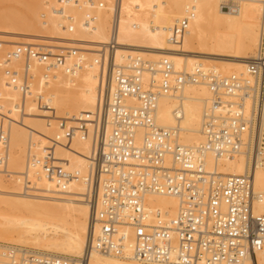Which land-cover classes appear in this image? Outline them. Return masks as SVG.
Listing matches in <instances>:
<instances>
[{
    "label": "built area",
    "instance_id": "obj_1",
    "mask_svg": "<svg viewBox=\"0 0 264 264\" xmlns=\"http://www.w3.org/2000/svg\"><path fill=\"white\" fill-rule=\"evenodd\" d=\"M224 11L239 12L242 0H218ZM92 9L84 23L95 28L94 0H59L53 12L62 27L72 33L76 18L66 8ZM96 8V9H94ZM193 3L172 28L171 41L178 44L195 16ZM45 17V16H44ZM115 8L108 43L98 48L95 64L101 85L95 109L75 119L46 118L57 122L59 133L48 141L42 155L41 173L67 192L74 181L85 187L81 195L93 207L89 249L102 255L131 257L143 264H252L259 263L264 249V213L255 211L262 196L254 189L257 169L264 165V1L257 54L246 63V75L223 76L197 67L177 72L170 59L145 61L127 55L116 61L119 44ZM21 58L26 65L44 66L45 82L57 71L75 76L87 63L85 52L75 47L58 48L23 44L9 52L7 60ZM151 78L144 83V73ZM9 72V71H8ZM29 69L8 74L9 87L22 97L33 96L35 81ZM207 82L212 93L205 115V142L188 146L178 142L175 131L155 122L161 95L177 92L188 83ZM34 96L43 112H52L41 97ZM110 127V132L107 129ZM89 141L87 173L67 170L57 159L58 142ZM9 135L0 127V171L8 163ZM233 160L243 156L246 168L240 175H223L206 169V156ZM36 156H28V167ZM7 174V173H6ZM24 180L28 183V174ZM147 195L175 196L181 206L174 217L146 206ZM80 257V264L87 261ZM0 264H77L69 257L39 253L30 248L0 244Z\"/></svg>",
    "mask_w": 264,
    "mask_h": 264
},
{
    "label": "bare ground",
    "instance_id": "obj_2",
    "mask_svg": "<svg viewBox=\"0 0 264 264\" xmlns=\"http://www.w3.org/2000/svg\"><path fill=\"white\" fill-rule=\"evenodd\" d=\"M30 1L32 0L28 2ZM173 1H176L177 4L169 6L168 12L165 11L164 6L158 0L102 1L100 3L103 4V8L94 10L97 18L93 29L87 27L83 22L86 13H91L92 9L68 7L76 18V28L72 33H68L63 28L61 30V33H63L55 36H52L54 32L48 34V30L44 31L47 27L42 28L40 24L43 21L44 26V23L50 22L48 28L53 27V31L57 30L51 24L54 19L53 16L50 19L51 15H46L43 11V14L41 13L39 16V12L37 14L35 7L33 8L35 11L31 12L32 18L28 20L33 19L32 22L36 23V28L40 24L42 31L47 33L39 36V34H44L40 31L38 36L67 41V43L60 41V43L62 42L65 47L67 44L66 48L73 45V47L76 46V48L85 52L87 63L73 76L75 79L65 76L62 71H57L46 83L45 69L40 63L31 62L26 65L21 58L12 59L10 62L3 60L5 65L2 69L3 73H0V123H2L0 127H4L7 122L9 144L7 150L8 163L5 170L0 171V197L7 193L11 198L15 197L16 200H9L11 203L10 207L7 206L9 207V213L2 214L3 211L0 213V244H21L35 248L39 253L69 257L74 259L77 264H80L79 258L85 253L88 256L84 264H143L131 257L102 255L89 249L91 232L89 222L93 207L81 196L85 191L83 183L74 181L69 191L62 192L55 183L46 179L40 171L43 151L50 144L48 142L51 139L50 135L57 129L56 127L55 129H53L54 127L49 128L50 130L47 129L51 125L46 119L50 116V113L41 111L38 101L30 99L31 96L28 95L26 98L22 97L20 92L13 87H9L7 82L8 74L12 72L20 73L22 70L29 69L30 73L36 77L32 92L39 97L37 99L42 97L44 101L49 102L48 104L53 110L52 115L62 119H75L82 114L92 112L98 102L99 87L101 85L99 67L94 60L98 48L108 43L110 39L111 22L116 7L119 9L117 62L124 63L126 56L129 54L132 56L139 55L145 61L150 58L154 63L166 57L171 60L177 72L190 73L197 67H201L205 70L213 69L223 76L246 75V63L257 54L259 47L264 0H242L239 2L241 5L240 11L236 13L222 10L218 0H189V3H184L181 0ZM49 2H55L54 5L50 4L52 7L54 6V9L59 0ZM104 2H107V4ZM191 3L196 7L195 16L191 20H195L196 23L205 20L211 28L213 27L216 30L209 33L199 30V32L194 33L187 28L181 42L176 44L171 41L172 28L179 19L185 16L186 7ZM23 6L26 8L27 5L24 3ZM33 9H29L28 12L33 11ZM45 9L47 8L45 7ZM110 12L112 16H110ZM20 13L22 15V12ZM7 14L10 16L9 13H6V15L2 14L0 18L4 16L3 19H8ZM34 14L35 17H33ZM44 14L48 19H46V16L44 17ZM17 15H11V22ZM21 15L19 14L15 19L20 20ZM41 15L45 21L47 20L46 22H44L43 17L41 18ZM24 18L28 17H23V21ZM28 20L25 19L27 23L30 22ZM9 22L7 24L10 26L3 25L8 26L7 31L15 32L12 27L14 25L13 28L16 29V24ZM56 22L57 20H55ZM0 23L2 25V22ZM21 23L24 24V22ZM21 23V28L24 26L21 32L23 33L26 27L25 24L22 26ZM18 24L17 26H19ZM29 25L31 27L30 23L26 26ZM29 28L27 27L25 30L27 31ZM18 30L17 28L16 31L19 32L20 30ZM39 30L40 28L35 30L36 33ZM28 32L30 31L28 30ZM32 33L34 32L32 31ZM36 33L34 34L35 38L38 37H36ZM31 36L33 35L31 34ZM12 38L13 40L17 39ZM26 41H29L26 42L27 44L37 46L35 43L39 39L28 38ZM18 42V40L17 42L14 41L13 46L10 45V49L13 47L10 52L19 46L16 44ZM44 42L51 43L50 40ZM39 43L44 44L41 41ZM52 43L55 45L59 42L55 43L53 41ZM60 43L58 45L63 46ZM47 44L45 43V45ZM1 45L3 44L1 43ZM145 57L147 58L145 59ZM3 64L0 63V66H3ZM150 78L151 74L146 71L144 73V83L148 84ZM42 89H47L46 92L48 90L50 92L46 95L35 93ZM211 101L212 93L207 82L185 84L177 92L159 97L155 122L161 128L175 131L179 143L188 146L202 144L205 142L203 135L204 119L211 108ZM26 130H29L28 137ZM107 131L110 132V127ZM19 134L23 136H21L22 139L24 138V155L28 149L26 164L24 159L21 161L16 159L18 169H11L9 167L10 163L15 160V157H12V149L14 150L19 145L17 144L18 139L21 141L20 137L17 138ZM55 150L57 159L67 170L78 173L80 176L87 173V158L90 157L91 153L89 141L76 139L71 142L70 146H64L62 142H58ZM32 151H36L33 154H37V162L35 165L28 167V156ZM0 155H2L1 152ZM18 163L19 165H17ZM245 168L246 160L243 156L233 160H217L212 153H208L206 156V169L208 171L216 170L223 175H240L244 173ZM6 173L16 176L17 180L6 184V180L2 176ZM25 174H28L31 182L28 183L24 180L23 176ZM11 175L10 177H12ZM254 189L257 194L262 196V200L256 202L255 211L264 213V165L257 169L255 173ZM31 190L34 192H31ZM145 203L147 207L153 210H161L163 214L167 212L168 217H174L181 206V200L178 197L166 195H147ZM259 263L264 264V249L259 252ZM245 264H252V261L248 260Z\"/></svg>",
    "mask_w": 264,
    "mask_h": 264
},
{
    "label": "rangeland",
    "instance_id": "obj_3",
    "mask_svg": "<svg viewBox=\"0 0 264 264\" xmlns=\"http://www.w3.org/2000/svg\"><path fill=\"white\" fill-rule=\"evenodd\" d=\"M29 1V0H28ZM27 0H0V14H1V16L0 17H2V14H5L6 15V13H9L10 14V16H8V14H7V16L6 17H8V19L10 20V22H11V15H13V16H15L16 14H18L17 16H19V14L21 15V13L20 12H22V15H21V17H19V19L20 20H22V21H20V20H17V19H15L13 16H12V18H14L15 19V21H14V19L12 20V24L14 23V24H16L15 26L20 30H18L19 32H17L16 30H17V28L16 29H14L13 27H14V25H13V27H12V29L13 30H15V32L13 31H7V29H8V26H10V25H8L7 24V22H9V20L8 19H3V18H5L4 16H3V18H0L1 20H0V22H2V25H1V23H0V26H2L1 28H0V63L1 64H3V63H5V61L7 62L8 60H7V55H8V53L10 52V50H12L13 49V47H11V49H10V45H12L13 46V42L14 41H16L17 42V40L19 41L18 43H16L17 45H19L20 46V44H21V42H23L24 44L26 43V42H29V41H26V40H28V38L30 39V38H34L35 40H37V39H39V41L37 42L36 41V43L35 44H37V46H40V45H42V44H40L39 42L41 41V42H43L44 44L42 45V46H47V45H49L50 46V44L54 41L55 43L58 41L59 43H60V41H62L63 43H67V41H63V39L61 40H59V39H51V38H42V37H39L40 35L42 36V35H46L47 33L49 34L50 32H54V33H52V36H55V35H57V34H62L61 33V30L63 29V27H62V25H61V22H60V19L59 18H57V16H55L54 15V12H53V10L55 9H53V7L50 5V4H52V5H54V3L55 2H49V1H51V0H41L42 1V5L40 4V0H38V1H36V0H32V1H30V2H28ZM95 2H102V1H106V0H94ZM158 1H160V3L164 6V9H165V11L166 12H168V7L169 6H171V5H175V4H177V2L176 1H173V0H158ZM182 2H184V3H189V0L188 1H186V0H181ZM32 2V3H31ZM34 2V3H33ZM56 2H57V0H56ZM4 3V4H3ZM7 5H6V4ZM15 3V4H14ZM24 3H25V5H29V7H27L26 6V8L23 6L24 5ZM104 3H106L107 4V2H104ZM2 4V5H1ZM17 4V5H16ZM105 4V5H106ZM4 5V6H3ZM19 5V6H18ZM12 6V7H11ZM107 6V5H106ZM6 7V8H5ZM31 7V8H30ZM35 7V8H34ZM45 7L48 9H45ZM55 7H58V4H57V6H55ZM22 8V9H21ZM25 8V9H24ZM36 10V13L38 14V12H39V16H40V14L42 13V11L43 12H45L46 13V15L47 14H49V15H51V18L50 19H52V16H53V20L51 21V24L52 25H54V27L58 30H55V31H53L54 29H52V28H48L49 27V23L47 22V23H44V26H43V21H42V19H41V21H42V23H40L41 25H42V28H44L45 26L47 27V28H45V30L44 31H47L48 30V32L46 33H44V31H42V29H41V26H40V24L39 25H37L38 26V28H40V30L39 31H37V33H36V31L35 30H38V28H36V23L35 22H32V20L33 19H30V20H28L29 18H32V13L35 11L34 9ZM29 9H33V11H29L28 12V10ZM42 9V10H41ZM66 9H68V8H66ZM15 10V11H14ZM21 10H23V11H21ZM38 10V11H37ZM6 11V12H5ZM47 11V12H46ZM71 11V10H70ZM2 12H4V13H2ZM17 12V13H16ZM32 12V13H31ZM72 13V12H71ZM29 14V15H28ZM43 14V13H42ZM110 16H112V13L110 12ZM45 14H44V16H46ZM23 17H28V18H24V21H23ZM33 17H35V14L33 15ZM43 16L41 15V18H42ZM37 18V17H36ZM110 18H112V17H110ZM25 19H27L28 21H30V22H28V23H30L31 24V27H30V25L29 26H26V25H28V23L25 21ZM35 19V18H34ZM46 19H48L47 18V16H46ZM40 19L38 18V21H39ZM43 20H44V22H46L45 21V19H44V17H43ZM55 20H57V22L55 23ZM6 23H5V22ZM14 21V22H13ZM35 21V20H34ZM36 21H37V19H36ZM40 21V22H41ZM48 21H50V20H48ZM9 22V23H10ZM21 22H24V24H25V27L27 28H32L33 30V32L34 33H32V31H31V29L29 28L28 30L30 31V32H28V30L26 31L25 29H24V31L25 32H23V33H21L22 31H23V23H21ZM110 22H111V20H110ZM17 23H19L18 25L20 26V23H21V25L23 26L22 28H21V26H20V28H19V26H17ZM33 23V24H32ZM35 23V24H34ZM39 23V22H38ZM3 24H7L8 26L6 27V25H3ZM11 24V25H12ZM50 24V25H51ZM48 25V26H47ZM213 28V27H212ZM211 28V26L210 25H208V23L205 21V20H200L198 23H196V21L195 20H191L190 21V23H189V26H188V29L191 31V32H194V33H197V32H199V30H202V31H204V32H206V33H209V32H215V31H213V30H216L215 28H213L212 29ZM4 29V30H3ZM11 29V30H12ZM51 30V31H50ZM60 30V31H59ZM40 31L41 32H43L44 34H39V36H38V33H40ZM12 32V33H11ZM58 32V33H57ZM36 33V37L37 38H35V36H34V34ZM26 34H32L33 36H31L30 37V35H26ZM51 34V33H50ZM51 36V35H50ZM6 39H5V38ZM12 37H15V39L16 40H13V38ZM26 37H27V39H26ZM8 38V39H7ZM43 39H45V40H43ZM49 41L50 40V44H49V42H44V41ZM10 41V42H9ZM32 42V41H31ZM61 42V43H62ZM1 43L3 44V45H1ZM23 43L21 44V45H23ZM34 43V42H33ZM45 43L47 44V45H45ZM58 43V44H59ZM60 43V44H61ZM62 43V44H63ZM5 44V45H4ZM27 44V43H26ZM54 43H52L51 44V46L52 47H58V48H63V47H65V45L63 44V46H59L57 43L55 44V45H53ZM31 45V44H30ZM69 45V44H68ZM36 46V45H35ZM66 47H67V44H66ZM65 47V48H66ZM71 47H73V45H71ZM68 48H70L69 46H68ZM75 48H76V46H75ZM78 49V48H77ZM82 51V50H81ZM6 58V59H5ZM147 57H145V59H146ZM144 59V58H143ZM3 60H5L4 62H3ZM147 61H151V62H153V60L152 59H150V58H148L147 59ZM4 65L5 64H3V66H0V73L2 72V69H3V67H4ZM42 65V64H41ZM3 73V72H2ZM46 73V72H45ZM63 73V72H62ZM65 76H68V75H66V74H64ZM70 77H72L73 79H75L73 76H70ZM45 88V87H44ZM49 89V88H48ZM0 90H1V86H0ZM47 90V89H46ZM46 90H41V91H39V92H35V93H38V94H40V95H46L48 92H50L49 90L46 92ZM34 95V94H33ZM35 96V95H34ZM34 96H31L30 97V99H34ZM39 101V100H38ZM49 103V102H48ZM50 113V116L49 117H51V118H54V119H62V118H58L57 116H54V115H52L51 114V112H49ZM25 117V116H24ZM27 117V116H26ZM48 117V118H49ZM4 123V122H3ZM0 124H2V123H0ZM7 122H6V125L4 124V127H5V129L8 131V129H7ZM54 127V128H53ZM55 127L57 128V129H55ZM49 128H53V129H55L56 131H54L53 132V134L52 135H50V138L51 139H54L55 138V135H57L58 133H59V128H58V126H57V122H52L51 123V125L49 126V127H47V129H49ZM52 129V130H53ZM50 130V129H49ZM27 131V137L29 136V130H26ZM20 135V134H19ZM18 135V137L17 138H19L20 137V139H21V141H19V139H18V143L17 144H19L17 147H15V149L13 150L12 149V157L16 160H18V161H21V160H25V164H26V158H27V153H28V149L26 150V152H25V155H24V149H25V146H24V138L22 139L21 138V136L22 135H20L19 136ZM23 137V136H22ZM16 141H17V139H16ZM16 145V144H15ZM13 147V148H14ZM0 152H2V149H1V146H0ZM32 154L34 153H36V151L34 152V151H32L31 152ZM33 154V155H34ZM42 154V153H41ZM35 156H37V154L35 155ZM38 157V156H37ZM11 161V163H10V168L11 169H13V168H16V169H18V167L16 166V162H17V160L16 161ZM17 165H19V163L17 164ZM10 175L11 174H4V175H2L3 176V179L4 180H6V184L7 183H10V182H12V181H16L17 180V177L16 176H13V175H11L12 177H10ZM6 176V177H5ZM9 176V177H8ZM9 181V182H8ZM22 183H23V178H22ZM31 192H34V191H32L31 190ZM3 194V193H2ZM33 194V193H32ZM55 195L57 194V193H54ZM62 194V193H61ZM8 194L7 193H4L3 194V196L1 195V200H0V213H2V211H3V213L2 214H7V213H9L8 212V208L11 206V203H10V201H12V200H16V199H14L15 197H12L11 198V196H7ZM58 195H59V193H58ZM4 200V201H3ZM10 200V201H9ZM3 201V202H2ZM3 205V206H2ZM7 206H9V207H7ZM6 212V213H5ZM1 220V219H0ZM2 243V242H1ZM3 243H6V242H3ZM7 244V243H6ZM8 244H11V245H16V246H20V247H26V248H30V249H33V250H35V248H32V247H27V246H24V245H21V244H13V243H8Z\"/></svg>",
    "mask_w": 264,
    "mask_h": 264
}]
</instances>
